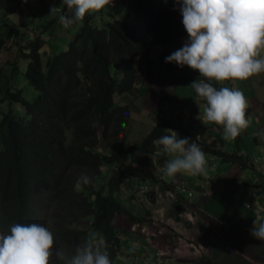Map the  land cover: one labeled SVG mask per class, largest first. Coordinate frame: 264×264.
Returning <instances> with one entry per match:
<instances>
[{
	"label": "trees",
	"instance_id": "obj_1",
	"mask_svg": "<svg viewBox=\"0 0 264 264\" xmlns=\"http://www.w3.org/2000/svg\"><path fill=\"white\" fill-rule=\"evenodd\" d=\"M7 2L20 4V0H0V7ZM39 2L42 5V0ZM59 7L54 18L35 15L42 16L43 21L31 23L49 27L47 33L52 36H35L26 50L20 53L22 49H17L18 56L27 59L24 78L35 94L27 98L20 88L6 84L0 87L3 99L23 109V115L8 110L0 118V232L9 233L15 223H38L49 228L54 234V253L63 254V259L54 254L51 264H68L76 247L92 237L102 250L106 248L115 264L122 250L121 233L145 234L141 230L144 217L135 215L115 195L127 183V155L140 153L150 141L164 135V130L156 125L141 142L127 143L124 128L129 120V103L120 105L114 96L131 94L135 98L142 91L138 87L142 77L136 73L140 54L142 65L154 69L161 79L160 68L169 55L163 51L157 59L151 58L149 47L187 32L175 0H110L104 9L87 14L69 28L59 19L69 13L64 5ZM31 24L27 28L32 32L24 35L35 34ZM14 29L15 25L10 26L0 37V49ZM73 29L65 49L52 51L64 40L56 35ZM45 44L52 48L43 60L40 48ZM179 137L193 141L195 133L185 132ZM101 143L113 150H100ZM199 145L205 153L224 154L244 164L236 152L225 154ZM104 165H108V175H102ZM82 175H87L91 183L76 189ZM177 203L175 200L172 207ZM193 210L198 212L195 206ZM122 216L139 227L124 230Z\"/></svg>",
	"mask_w": 264,
	"mask_h": 264
},
{
	"label": "crops",
	"instance_id": "obj_2",
	"mask_svg": "<svg viewBox=\"0 0 264 264\" xmlns=\"http://www.w3.org/2000/svg\"><path fill=\"white\" fill-rule=\"evenodd\" d=\"M188 38L187 33L161 45L153 44L148 49V55L154 59L163 51L171 55L182 48ZM260 56L264 57V50ZM142 60L143 55L140 54L136 58V73L142 77V83L138 85L142 91L135 98L131 94L114 96L115 102L120 105L129 103L130 121H127L124 131L127 143L141 142L154 126L159 125L164 130L163 134L166 129L174 130L179 135L185 132L195 133V136L199 134L209 150L216 149L225 154L236 152L235 155L238 151H246L249 159L258 157L259 164H252L241 157L244 164H239L224 154L204 152L206 161L213 157L208 165L212 177L206 197L188 199L185 194L177 193L176 184L184 182L187 188H194L203 181L200 176L177 174L174 178L165 177L166 181L163 180L162 169L170 157L162 152L157 155L151 141L140 153H136L137 156L128 154L124 175L127 183L115 195L120 200L125 199V202H121L135 215L144 217L140 222L146 225V235L127 231L126 237L121 240L122 250L115 264H157L159 260H163L159 261L160 264H264V241L251 235L257 215L264 218V72L246 80L213 82L217 88L239 89L248 101L246 118L249 126L237 139L224 140L223 126L197 119L199 107L195 102L196 94L189 86L200 78L198 71L187 65L181 68L165 62L160 68L162 72L159 79L154 69L142 65ZM170 71L173 72L172 76ZM164 81L165 90L162 87ZM98 135L101 137L100 130ZM98 148L108 153L113 150V147L104 143ZM150 153L154 155L155 162ZM107 166H102V175H108ZM154 183H162L175 194V200H178L176 205H183L181 211H176V205L172 207L171 204L164 215L156 218L151 211L146 210L144 213L138 209V204L145 202L141 193L146 194L151 202L156 201L157 192L152 189ZM144 184L147 185L143 192L138 187ZM137 198L139 202L134 203ZM193 206L198 208L197 213ZM171 209L178 213L173 215L176 224L168 221ZM186 209L189 210V216L182 223L179 213ZM157 219L166 226V235L163 234V228L159 227L160 222L155 223ZM190 244H194L195 248L188 250Z\"/></svg>",
	"mask_w": 264,
	"mask_h": 264
},
{
	"label": "clouds",
	"instance_id": "obj_3",
	"mask_svg": "<svg viewBox=\"0 0 264 264\" xmlns=\"http://www.w3.org/2000/svg\"><path fill=\"white\" fill-rule=\"evenodd\" d=\"M109 3L110 0H62L69 15H61L60 23L69 28ZM175 3L189 38L165 61L181 68L187 65L199 72L200 78L189 86L196 94L197 119L223 126V139L234 140L249 126L248 101L239 89L217 88L213 82L246 80L264 72V57L260 56L264 50V0H175ZM56 11L57 7L50 8V14ZM194 140L181 138L171 129L153 140L156 154L162 152L170 157L162 169L164 177L207 176L206 155L199 145L203 143ZM149 155L155 162L154 155ZM90 183L91 179L82 175L75 188ZM251 235L264 241V218L259 215ZM54 244V234L44 225L15 223L9 233L0 232V264H51L54 254L63 259L62 253H54ZM68 264H112V260L106 248L102 250L88 237L76 247Z\"/></svg>",
	"mask_w": 264,
	"mask_h": 264
},
{
	"label": "rangeland",
	"instance_id": "obj_4",
	"mask_svg": "<svg viewBox=\"0 0 264 264\" xmlns=\"http://www.w3.org/2000/svg\"><path fill=\"white\" fill-rule=\"evenodd\" d=\"M41 3L42 5L40 4L39 0H28L27 3H25L24 0H20L19 5L16 2L15 3L7 2L6 3L7 5H2L0 7V37L4 34L6 29H8L10 26L13 27V25H15L17 28V29L12 30L10 37H5V40L7 41L5 45L0 49V87L5 86L6 84L9 87L20 88L22 90L23 95L27 98H31L35 94V90L26 82L24 78V70H25V65L27 63V59L23 56H18L19 54H18L17 49L18 48L22 49L21 51L19 50L20 53L23 50H26V45L35 36L37 37L42 36L44 38L48 36H52L51 34L47 33V29H49V27L48 28H42L41 26L36 27L35 24H37L40 21H43V17L44 19L54 18L60 9L59 6L63 5L62 0H42ZM53 6L57 7V11L55 13L50 14V8ZM64 9L67 10L65 5H64ZM41 14H43V17L35 16V15H41ZM33 20H37L38 22L31 24ZM29 24L33 25L32 27H34L35 29L34 31L35 34L33 36L29 34L30 32H32V30H28L27 28ZM20 25L21 27H19ZM27 32H29L28 33L29 35H24V33H27ZM73 32H74V29L71 30L70 33H67L65 31H60L56 35V38L59 39V37H61L64 40L59 39L61 41L59 42L57 47H55L52 51L56 52V51L65 49L66 44L71 38ZM50 47L47 44H45L42 48H40V55L43 60H45L46 57L49 54H51L52 47L51 48ZM15 65L17 67V70L13 71V68ZM155 73L160 79V75L156 71ZM172 74L173 72L170 71L171 76ZM162 87H163V90L166 89L165 81L163 82ZM1 91L2 90H0V92ZM8 110H12L17 116L23 115V109L20 104H17V103L9 104L5 99L2 98V94L0 93V118L2 114L7 112ZM128 118L130 121V113L128 114ZM124 131H125V128H124ZM133 155L137 156L136 153H134ZM104 172H105V169H104ZM99 180L101 181L102 177ZM163 180L166 181V178L164 176H163ZM156 184L157 183H154L152 187V189L157 192L156 201L154 203L151 202L148 199L146 194L141 193L142 195L141 197L145 202L139 203L138 209L144 211V213L146 210H149L152 213H154L156 218L157 217L159 218L167 212V210L169 209V206L174 202L175 194H173L171 191H168L163 185H161L162 183L157 184V185ZM137 191L139 190L137 189ZM140 191H143V190H140ZM131 199L133 200V198ZM121 200L125 202V199L121 198ZM135 202H139V198L135 199L134 203ZM128 207H130L129 203H128ZM188 212L189 210L186 209L185 211L180 213L182 223H184L185 218L189 216ZM173 215H174V211L171 209L169 212V216L167 217L170 224L177 223ZM121 218H123L126 221L125 223L126 229L124 230H129V228L132 227V222L128 221L125 216H122ZM75 222L81 225H85L86 223V221H80V220H75ZM157 222H160L159 227L161 226L163 228V234L166 235L167 233L166 226L163 224V222L160 219H157L155 221V223ZM166 222H167V219H166ZM150 226H149V230L152 229V227ZM126 235H127V231H123L121 233L122 239H124ZM170 238L171 237H169V240ZM124 244H126V242ZM190 245L191 246L188 247V250H191V248H195L194 244H190ZM119 256L120 254L117 255L116 258H118ZM116 258L114 262H116ZM124 264H127V263L124 262Z\"/></svg>",
	"mask_w": 264,
	"mask_h": 264
},
{
	"label": "built area",
	"instance_id": "obj_5",
	"mask_svg": "<svg viewBox=\"0 0 264 264\" xmlns=\"http://www.w3.org/2000/svg\"><path fill=\"white\" fill-rule=\"evenodd\" d=\"M195 142L197 143H203V139L201 138V136L198 134L196 135L195 137ZM237 156L245 159L247 162L248 161H251L252 164H256L258 165L259 164V158L256 157V158H253V159H249V154L246 152V151H238L237 152ZM213 161V157L209 158V161H206V168H207V176H200L201 180L203 181H200L199 184H196V186L194 188H187L184 184V182H181L179 184H176V187H177V193L178 194H185L186 197L188 199H194L196 197H206V194H207V186L208 184L210 183V180H211V174L208 172V165L211 164V162ZM212 165H214V163H212ZM146 185L147 184H144V185H140L138 188H142V190H144L146 188ZM144 188V189H143ZM137 227H139V224H134L132 226V230L133 229H137ZM146 225L142 224V228L141 230L143 231V233L146 232Z\"/></svg>",
	"mask_w": 264,
	"mask_h": 264
},
{
	"label": "water",
	"instance_id": "obj_6",
	"mask_svg": "<svg viewBox=\"0 0 264 264\" xmlns=\"http://www.w3.org/2000/svg\"><path fill=\"white\" fill-rule=\"evenodd\" d=\"M181 209H182V207H181L180 205H176V206H175V210H176V211L179 212V211H181Z\"/></svg>",
	"mask_w": 264,
	"mask_h": 264
}]
</instances>
